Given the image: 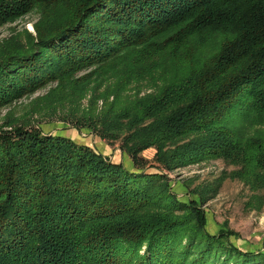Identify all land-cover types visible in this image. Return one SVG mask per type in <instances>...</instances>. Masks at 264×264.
Instances as JSON below:
<instances>
[{
    "label": "trees",
    "instance_id": "obj_1",
    "mask_svg": "<svg viewBox=\"0 0 264 264\" xmlns=\"http://www.w3.org/2000/svg\"><path fill=\"white\" fill-rule=\"evenodd\" d=\"M29 12L35 36L0 44V105L53 82L38 113L119 142L133 164L154 148L160 167L0 125V264H261L207 231L215 185L182 201L163 167L220 158L264 188L263 138L225 121L236 107L264 126V0H0V25Z\"/></svg>",
    "mask_w": 264,
    "mask_h": 264
},
{
    "label": "rangeland",
    "instance_id": "obj_2",
    "mask_svg": "<svg viewBox=\"0 0 264 264\" xmlns=\"http://www.w3.org/2000/svg\"><path fill=\"white\" fill-rule=\"evenodd\" d=\"M37 20L38 14L29 12L0 25V44L11 43L15 37L24 42L28 33L35 36L33 24ZM91 68L78 71L76 76L86 74ZM54 85L53 82L47 83L33 93L0 105V125L10 121L13 122L7 125L25 122L36 124L46 133H61L78 143L89 144L110 160L119 161L127 168H137L135 167L137 164L144 169L147 168L149 172L158 171V162L154 160L156 152L154 148L144 150L142 156L145 159L139 158L137 163L133 164L131 156L120 149L119 142L107 143L88 129L76 130L56 116L38 113L37 107L30 104L31 101L46 93ZM144 91L143 89L140 93ZM85 101L83 100V103ZM225 121L229 123L228 126L233 133L240 132L239 137L259 136L264 141V126L255 128L242 124L236 107L231 110L229 116H226ZM238 168L223 159L215 158L173 169L163 167V173L167 185L182 201H187L190 197L198 200V196L192 193L194 187L215 185L216 194L201 206L206 217L207 231L215 234L225 228L224 230L231 234L230 241L238 248L250 252L258 250L264 254V188L253 191L237 176H232L231 172ZM253 194L259 196L254 199ZM261 264H264V261Z\"/></svg>",
    "mask_w": 264,
    "mask_h": 264
}]
</instances>
